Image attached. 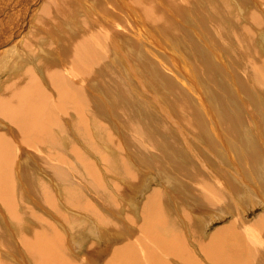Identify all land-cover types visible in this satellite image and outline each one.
<instances>
[{
    "label": "bare ground",
    "instance_id": "6f19581e",
    "mask_svg": "<svg viewBox=\"0 0 264 264\" xmlns=\"http://www.w3.org/2000/svg\"><path fill=\"white\" fill-rule=\"evenodd\" d=\"M230 1L46 0L41 10L42 16L30 31L29 41L23 43L26 57L17 53L19 48L15 45L22 40L19 38L15 41V34L24 26L23 20L16 23L19 10L9 16V24L13 26L4 34L0 32V53L9 47L13 54L8 51L4 54L10 60H5L0 70L2 67L4 70L7 68L15 51L17 62L13 61L10 76L6 81L3 80L0 88V125L7 133L0 132V214L4 216L0 226L5 229L4 237L0 233V244H3L0 248V264H264V212L250 224L240 218V221L231 220L214 233H205L200 230L202 227L205 230L203 215L209 219L207 223L218 218L222 220L226 216L211 210L201 213L200 209H192L190 213L194 199L198 206L213 207L219 203L215 200L216 197L220 198L222 194V191L217 193L218 187L211 186L212 183L204 176L207 173H201V169L198 170L191 162L197 156L189 159L191 164L184 162L185 164L181 163L183 166H177L178 161L172 160H175L174 157L181 149L176 152L177 155L174 153L176 150L172 151L175 155H171L172 159L166 154L167 148H162L165 152L157 156H163L159 158L161 162L154 157L149 161L152 163L147 162L146 157L151 159L154 152L151 155L145 152L148 148L149 151L157 148L159 141L155 138L161 137L164 131L181 135L183 141L180 142H184L190 150V133L182 127L184 125L193 134L205 137H208L209 129L212 137L213 134L224 131L223 135H227V140L223 141L225 149L220 157L233 156L232 151L238 153V148L232 146L229 149L226 141L240 148L246 146L249 151L244 155L248 171L251 170L249 174L238 168L239 175H230L233 171L228 170L230 177L239 184H244L247 178H253L257 174L255 170L260 167L262 154L264 155V105L259 97L247 90L246 85L252 80L255 84L264 86V0H254L255 7L259 9H252L251 12L250 9L239 7V12H234L233 16L228 7ZM20 4L18 6L17 3V7L22 8V14L27 11L32 13L31 8H23V4ZM81 15L86 18L83 19ZM238 15L248 23L241 24ZM206 19L213 21L210 34L202 28ZM62 21H65L64 26ZM194 21L204 24L198 26ZM149 24L161 26L158 33L164 40L172 35L176 48L185 52L190 61L195 59L201 72L200 77L205 78L202 81L213 88L209 96L219 102L220 109L218 104L216 107L211 106L209 124L205 118L206 111L198 108L185 91L173 82L170 74L162 71L159 75L156 73L158 77H154H160L167 86L161 81L160 83L169 91L172 90L178 116L167 115L165 109L166 113H160L162 119L158 118L157 122L158 119L154 116L150 119L149 116L152 115L147 116L145 113L148 119L146 116L142 117L141 112L139 114L134 111H142V108L136 109V102L134 103L138 97L133 99V83H139V79L130 60L138 65L140 72L147 70L142 69L146 64L153 67L155 65L159 69L162 67L160 61H157L160 67L148 63V56L144 53L149 40L160 45L154 34L150 37ZM5 28L7 29V25ZM7 37L10 39L6 41ZM226 42L236 44V53L242 55L240 61L243 68L239 69L242 74L239 83L243 92L238 91L239 94L235 95L237 99L229 93L226 87L228 81L221 79L222 69L210 57L214 48L227 46ZM35 49L37 52H33ZM48 51L53 54L51 58L46 56ZM120 57L125 66H129L131 77H127L123 67L118 66ZM174 62L178 74L185 71L180 61L175 59ZM150 66L147 68H151ZM133 79L136 81L130 82ZM145 81L146 79L143 82ZM142 95L144 94L141 93V97ZM140 98L137 102L141 101ZM203 98L205 99L204 96ZM239 99H243L244 109L241 111L232 106L237 105ZM250 107L256 110V114ZM145 119L149 120L148 124L151 120L153 124L157 123H150L152 130L143 124L145 122L142 120ZM258 125L262 128H258ZM257 129L263 131L262 135L254 133ZM122 132L125 135L122 136ZM168 133H165L168 136V140L165 139L166 146L171 147V150L175 149L173 147L178 149L176 136ZM247 133L260 139L261 145L254 144L247 138ZM218 138H214L211 143L213 150L220 145L215 141ZM80 143L87 147V153L80 148ZM61 144L67 145L71 152L66 149L56 150ZM27 146L34 148L38 168L44 166L61 183L56 185V190L52 186L50 189L40 180L41 177L47 178L46 171H42L41 177L36 178L31 170H26L16 180L21 185V190L17 187L14 180L17 174L14 170L21 166ZM156 148L158 151L161 149L160 146V149ZM138 151H144V156L148 155L144 157L146 161L142 154L139 156ZM87 155L99 160L95 159V162ZM71 160L83 165L87 179L83 178V181L74 176L69 177L66 165ZM56 162H59L58 165ZM135 164L143 171L159 170L167 177L169 172H165V166H170L171 176L166 178L174 186V182L179 183L177 198H174L173 185L168 189L169 186H164L161 181L150 187L145 194L148 190L145 187L152 178L137 171L140 170L138 166L134 169L132 165ZM194 164L197 165V162ZM201 165L204 168L202 170L207 171V167ZM174 172L180 176L178 181ZM101 173H105V176L107 174L110 179L103 178ZM78 175L83 177L79 173ZM120 178L124 182H116ZM216 179L215 177L217 182H213L219 185L220 179ZM28 184L44 204L40 212L35 208L38 202L30 204L33 198L28 195ZM205 188L211 191L216 188L215 196H219L212 197L215 199L208 197L207 193L204 194ZM182 190L189 195L181 194ZM142 194L146 196L140 202L138 197L142 198ZM181 195L186 196L184 200L179 199ZM68 206L73 207V211ZM184 206H189V211ZM259 207L261 206L253 209ZM71 212L76 215H70ZM247 212L248 210L243 211L244 214ZM207 214L210 215L206 216ZM87 216L92 217L90 219L97 222L98 226L94 222L91 224L90 220V230L83 228ZM252 227L258 228L257 231H253ZM92 239L95 241L91 243ZM106 242L111 244L109 250H106L108 245L103 247ZM14 245L17 246V252L12 249ZM21 247L29 256L24 254ZM110 250V254L106 256Z\"/></svg>",
    "mask_w": 264,
    "mask_h": 264
},
{
    "label": "rangeland",
    "instance_id": "374dc122",
    "mask_svg": "<svg viewBox=\"0 0 264 264\" xmlns=\"http://www.w3.org/2000/svg\"><path fill=\"white\" fill-rule=\"evenodd\" d=\"M19 0H0V32L2 33V34H4V33H6V32H8L9 30H10V28L13 26H11L10 24H9V21H8V19L13 15L12 13H14V12H17L18 10V12H19V18L17 17V19H18V21L16 22V23H18V22H21L22 20H23V24H24V26H23V28L20 30V32H17L18 33V35H17V33L15 34L16 36H15V41L16 40H18L19 38H21L22 40V42L21 41H18L17 43H15V45H16V47L18 46V50H17V53H20L21 54V56H24V57H26L27 55L25 54V50H24V42H26L27 40H28V36H29V34L31 33L30 31H32L33 29H34V27H35V22L42 16V14H41V10H42V8H43V5H44V3H45V1L46 0H21V2L20 3H22L23 4V8H31V10H33L32 11V13L30 12V13H28V11L25 13V14H22V12H20V10L22 9L21 7L19 8V7H17V3L19 4L18 6H20L21 4L18 2ZM35 1V2H34ZM235 2V3H234ZM37 3V4H36ZM255 4V5H254ZM231 5V6H230ZM256 6V3L254 2V0H231L230 2H229V4H228V7H229V9H231L230 10V14H231V16H233L234 15V12L235 13H237V12H239V7L240 8H242V9H250L249 11H251L252 9H259V8H257V7H255ZM94 9H95V7H93V11H94ZM93 11L91 12V13H93ZM252 12V11H251ZM9 14V15H8ZM83 14V13H82ZM27 15V16H26ZM10 16V17H9ZM239 16V19H240V23L241 24H247L248 23V21L247 20H245L242 16H240V15H238ZM81 17L84 19V18H86V17H83L82 15H81ZM81 18V19H82ZM234 18V17H233ZM83 22H84V20H82ZM196 21V20H195ZM194 21V22H195ZM212 20H205L204 21V23H206L205 25H203L204 23L203 22H199V21H197V22H195L198 26L199 25H203L202 26V28L206 31L207 30V32H208V34H210L211 33V30H212V28H211V26L213 25L212 24V22H211ZM208 22V23H207ZM226 22H227V20H226ZM200 23V24H199ZM64 24H65V21H62V25L64 26ZM211 24V25H210ZM217 24V23H216ZM5 25H7V29L5 28ZM3 26V27H2ZM209 26V27H208ZM160 25H153V24H149V28L151 29L150 31H149V34H150V37H153V34L156 36V38H157V40L159 41V43H160V45H157L156 43H152V41L151 40H149L148 41V48L146 49V51H144V53L148 56L147 57V62L148 63H154V64H156L157 66H159L158 65V62L157 61H160L161 62V64H162V67H160V69L159 68H157L155 65H154V67L153 66H150V65H148V64H146V67L145 68H142V69H147V70H142L143 72H145V74L143 73V72H140L139 71V67H138V65L137 64H135L132 60H130V65H131V67L134 69V72H135V74H136V76H137V79H139V83H141L140 85H139V83H136V82H134L133 84V87H134V89H133V91L134 92H132L135 96L133 97V99L134 98H136V97H138V98H140L141 97V93L142 94H144V95H142V97L139 99V100H141V101H138L137 102V100H138V98L137 99H135V101L134 100H132V101H134V103L136 102V109H141L142 111H139V110H134V111H138V113L140 114V112H141V114H142V117H145L146 115L147 116H149V115H152V117L151 116H149L150 117V119L152 118L153 119V116L155 117V118H159V119H162L161 117H162V115H160L159 116V114L160 113H166V111L168 112L167 113V115H172V116H178L177 114H178V112H177V107L175 106V103H176V98H174L173 99V94H172V90H168V88H166V87H164L163 86V84H165V82L163 81L162 82V80H160L159 78H155V77H158V76H156V73H157V75H159L160 74V71H162L163 73H166V74H170V77H171V79L173 80V82L176 84V85H179V87L182 89V90H184L185 92V94H187L188 96H189V98L190 99H192V101H193V103L198 107V108H202L203 110H205L206 111V121H207V124H209V118L211 117V114H212V108H211V106L212 107H216L217 106V104L219 105V102L218 101H214V100H212L211 98H210V90L211 91H213V88L210 86V85H207L206 83H204L202 80L203 79H205V78H202V77H200V75L199 74H201V72L198 70V68H197V62L196 61H194L195 59H191L192 61H190L189 60V58L185 55L186 53L185 52H183L181 49H179V48H176V44H175V42H174V40H173V38H172V35H169L168 36V39L167 40H164L163 38H162V35H160L159 33H158V30L160 29ZM207 27V28H206ZM213 27V26H212ZM5 31V32H4ZM55 32H56V30H55ZM196 32H197V34H199V30L198 29H196ZM22 33H23V35H22ZM31 35V34H30ZM8 39H10L9 37H7V39H6V41L8 40ZM29 41V40H28ZM227 43V46H223V47H218V48H214V50L216 51H214L213 50V52H211L210 53V57L212 58V60L214 61V62H216V65H218L221 69H222V75L223 76H221V79L222 80H224V81H228V84H227V89H228V91H229V93L235 98V99H237L236 98V96L235 95H238L239 93H238V91L239 92H243V90H242V87H241V85H240V81H239V77L240 76H242V74H241V71H239V69L240 68H243L242 67V62L240 61V58H241V53H236V49H237V47H236V44H234V43H232L231 42V44H229L228 42H226ZM14 45V46H15ZM9 48V47H8ZM8 48H5V50L3 49V51L0 53V66H3V64H4V62H5V60H10V59H8L9 58V56H6V55H4L7 51H8V53H10L11 52V49H8ZM205 48H207V47H205ZM230 48V49H229ZM229 49V50H228ZM0 50H1V48H0ZM33 52H37L36 51V49L35 50H33ZM160 52H161V54H160ZM17 53H16V51L14 52V57H13V59L11 60V61H9V63H8V65H7V70L5 69L4 70V68L2 67V69L0 70V88H2V83H3V80L4 81H6V79L10 76V72H11V70H10V66H12L13 65V61L14 62H17ZM48 53L49 54H46V56H47V58H51L52 56H53V54L51 53V52H49L48 51ZM227 53V54H226ZM10 54H13V52L12 53H10ZM16 54V55H15ZM52 54V55H51ZM222 56H221V55ZM131 56H132V54H130ZM217 55H219V56H217ZM5 56V57H4ZM226 56V57H225ZM12 58V57H11ZM28 58V57H27ZM125 58V57H124ZM175 59H177L178 61H180V64H181V66L183 67L184 66V70L185 71H182L180 74L181 75H183V76H181L180 74H178L179 73V71L175 68ZM198 60V59H197ZM199 61V60H198ZM200 62V61H199ZM120 63V64H119ZM118 66L119 67H123V71H124V73L126 74V76L128 77H131L130 76V74H132V73H130L129 72V66H125V63H124V61H123V59L120 57L119 59H118ZM116 64V65H117ZM170 65L172 66V67H170ZM15 66H16V64H15ZM25 66V65H24ZM148 66H150L151 68H147ZM9 67V68H8ZM128 68V69H127ZM14 69L16 70V68L14 67ZM152 70L151 72L149 71V70ZM164 69V70H163ZM238 69V70H237ZM155 70V71H154ZM171 72H170V71ZM146 71L148 72L149 71V73L147 74L146 73ZM154 71V72H153ZM197 71V72H196ZM159 72V73H158ZM173 72V73H172ZM128 73V74H127ZM155 73V74H154ZM3 74H4V76H3ZM143 74V75H142ZM150 74V75H149ZM144 75H146V76H144ZM154 75H155V77H154ZM180 75V76H179ZM125 76V77H126ZM143 76V78L144 79H146V81L145 82H143L144 81V79L143 78H141V77ZM186 77V78H185ZM140 78H141V80H140ZM187 78H188V80H187ZM128 79V78H127ZM157 80L159 81V82H157ZM132 81H136V79H133V80H131L130 82H132ZM141 81V82H140ZM160 81L163 83H160ZM181 82V83H180ZM193 82V83H192ZM188 83V84H187ZM162 84V85H161ZM182 84H184V86L182 85ZM192 84V85H191ZM160 85H161V87H160ZM180 85H182V86H180ZM138 86V87H137ZM158 87V88H156V87ZM165 86H167V84H165ZM191 86V87H190ZM246 87H247V90L249 91V92H251L252 94H254L255 96H257V97H259L258 99L261 101V103L264 105V86H259V85H257V84H255L252 80L251 81H248V84L246 85ZM167 89V90H166ZM135 90H136V92L138 93H136L135 94ZM167 91H169V92H167ZM1 93V92H0ZM97 93H99L98 91H97ZM214 93H216V91L214 92ZM170 94H172V97H171V95ZM217 94V93H216ZM244 94V93H243ZM174 95H175V93H174ZM203 96L205 97V99L203 98ZM143 98V99H142ZM173 99V100H172ZM204 101H203V100ZM244 99H247L248 100V98H244ZM246 100V101H247ZM172 101H174V102H172ZM139 102H141L140 103V105H139ZM133 103V104H134ZM243 103V99H239V103L237 104V105H232L236 110H238V111H241V110H243L244 109V105L242 104ZM250 103V102H249ZM251 105V104H250ZM143 106V107H142ZM135 107V106H134ZM144 107H145V109H144ZM161 108V109H160ZM209 108V109H208ZM253 108V107H252ZM251 107H250V109L252 110V111H254V108L252 109ZM143 109H144V111H143ZM163 109V110H162ZM165 109H166V111H165ZM218 109H220V105L218 106ZM210 110V111H209ZM165 111V112H164ZM256 111V110H255ZM254 111V112H255ZM143 112V113H142ZM258 112V111H257ZM136 113V112H135ZM146 113V115H144ZM137 114V113H136ZM255 114H256V112H255ZM146 116V118H148ZM155 118H154V120H155ZM149 119V118H148ZM147 119V120H148ZM159 119L157 120V122L159 121ZM118 121L120 120V119H117ZM146 120V119H145ZM142 120V122H145V123H143L148 129H150V128H152L153 126L152 125H154V124H157V123H155L154 122V124L152 123L153 122V120H151L150 122H149V124H148V121L146 120ZM121 121V120H120ZM122 122V121H121ZM264 122V121H263ZM146 124H148V125H146ZM143 125V126H144ZM252 125V124H251ZM144 126V128L146 129V127ZM150 126V127H149ZM253 126H255V125H253ZM182 127H184L189 133H190V135H189V138H188V140H189V142H190V144L192 145V147H191V149L190 150H188V147L184 144V142H180V141H183V137L181 136V135H179V136H176V135H178V134H174V133H171V132H169V133H171L173 136L175 135L176 136V140L178 141V143H177V145H178V149H176L177 147H173V148H175L174 150L172 149H170L171 147H168V146H166V144H165V142H167L165 139H167L168 140V136L165 134L166 132L168 133V131H164L161 135V137L159 136V137H156L155 139H157L158 138V141L160 142H158V146H157V148H159V146H160V153H159V151H158V149L157 150H155V148L152 150V151H149V148L147 149V148H145V150L147 149L148 151H145L144 149V151L146 152V153H149L150 155L152 154L151 152H154V153H156L157 152V155L155 156L154 155V153L150 156L151 157V159L150 158H148L149 156L147 155V154H145V156H144V151L142 152V151H138V153L140 152V154H139V156H141V154L143 155L142 157H143V159L146 161V158H147V162H149V161H151L152 160V158H154V159H158V161H160L161 162V160L159 159L160 157H163V156H161L163 153V151L164 150H162V148H167V149H165V151H166V154L170 157L171 155L174 157L175 155H177V151H180V149H181V151H180V153L178 152V155L177 156H175L174 158H175V160H172V161H174V162H176V161H178V162H176L178 165L177 166H183V165H181V163H190L191 164V162L193 161V165H195L196 167H197V169L199 170V169H201L200 171H201V173H207V175L205 174H203L205 177H207V179H208V181H210L209 183H212L211 184V186L212 185H215L216 187H218L217 188V190H216V188L214 189V190H212L211 191V189H209V188H205V193L204 194H206V195H208V197H210V198H212V197H216V196H219V195H216L215 196V191H217V193L219 194L221 191H222V194L223 195H225V196H222V194H221V196H220V198L219 197H216V199L215 198H212V199H215V200H217V202L219 201V203H217L215 206H213V207H204V206H198L197 205V201H196V199H194V202L192 203V205H191V209H190V213H191V210L193 209V210H199L201 213H205L206 211H208V210H211L212 212H215V213H217V214H219V215H222L223 214V216H226L225 218H223L222 220L220 219V218H218V219H216L215 221H213L212 223L210 222V223H207V221L209 220V219H207V217H205L204 215L202 216L204 219L203 220H205L204 222H205V225H204V227H205V230L203 229V227L202 228H200V230H203L205 233H207V234H210V233H214L218 228H222V227H224L227 223H229V222H231V220H232V222L234 221V220H237V221H240V218L241 219H243V222H245L246 224H250V222H253V221H255L257 218H259L260 217V215H262V213L264 212V155L262 154V160H261V165H260V167L258 168V170H255V171H257V174L253 177V178H247V182L246 183H244V184H239L238 182H236V180H233L231 177H230V175H234V174H238L239 175V173H237L238 172V168H240V169H242L244 172H246V173H248L249 174V172L251 171H248L249 170V166H248V164H247V159H246V157L244 156L245 155V153H249V151H248V149H247V147L246 146H242L241 148L240 147H238V146H235V144L234 143H229V142H225L226 144H228L229 145V149H231L232 148V146L233 147H235L236 149L238 148V153H234V151H232V155L233 156H230V157H228V158H224V157H220V154H221V152H222V150H224L225 149V146H224V140H227V135H223V133H224V131H220V133L219 132H217V134H213V137L214 138H218L217 140L215 139V141H218L219 143H220V145L218 146V148L216 149V150H213L211 147L213 146L211 143H212V141H213V137L211 136L212 134L210 133V129H209V134H208V137H205V136H200V135H197L196 133V135L195 134H193L190 130H188L187 128H186V126L184 125V126H182ZM258 128H262V127H259V125L257 126ZM253 128V127H252ZM153 129V128H152ZM152 129H150V130H152ZM156 128H154V130H155ZM158 129H159V127H158ZM158 129L156 130V131H152V133H158ZM251 129V128H250ZM160 130V129H159ZM182 130H184V129H182ZM4 131H6V129L5 128H3L1 125H0V132H2V133H4V134H7L6 132H4ZM252 131V130H251ZM256 132H254L256 135H262V130H259V129H257V130H255ZM258 131V132H257ZM261 131V132H260ZM168 133V134H169ZM122 134V136H123V132L121 133ZM165 134V135H164ZM125 135V134H124ZM218 135H220V136H218ZM199 136H200V138H199ZM207 136V135H206ZM167 137V138H166ZM179 138V140H178V138ZM182 138V139H181ZM195 138H197L196 140H195ZM226 138V139H225ZM247 138H249V139H251L252 140V142L254 143V144H256L257 143V145H261V143H262V141H260V139H257V137L256 136H253V135H250V134H248L247 133ZM255 138V139H254ZM160 139V140H159ZM201 139V140H200ZM220 139V140H219ZM207 140H209V141H207ZM71 141H72V143L74 142V140L71 138ZM163 141H164V144H162L163 143ZM195 141V142H194ZM197 141V142H196ZM206 141H207V143H206ZM193 144H192V143ZM203 142V143H202ZM205 142V143H204ZM146 143H147V141H146ZM195 143V144H194ZM198 145H197V144ZM182 144H183V146L185 147H183L182 146ZM222 144V145H221ZM165 145V146H164ZM209 147H208V146ZM79 146H80V148L84 151V152H86L87 153V147L84 145V144H79ZM184 148H182V147ZM197 146V147H196ZM224 147V148H221V147ZM140 147V146H139ZM187 147V148H186ZM63 149H66V150H68V151H70V149H69V147L67 146V145H64V144H61L56 150H63ZM135 149V148H134ZM141 149V148H140ZM168 149H170V150H168ZM136 150H137V147H136ZM142 150V149H141ZM176 150V151H175ZM218 150V151H217ZM29 153H33L34 152V148L32 147V146H27L25 149H24V152H23V158H22V164H21V166L19 167V168H16L15 170H14V173L15 174H17V175H15V177H14V180H15V183H16V185H17V187L21 190V185L16 181L18 178H21L22 177V175L23 174H25V172H26V170H31L32 172H33V174H34V176L36 177V178H40L41 177V172L42 171H46V172H48V174H47V178L46 177H41L42 179H40V180H42V182H44V184L45 185H47L50 189L53 187V189L54 190H56L57 189V187H56V185H58L60 182H58L57 181V178L55 179V177H54V174L52 175L44 166H42L41 167V169H39L38 168V166L35 164V158H36V154L35 153H33V154H28V152ZM164 151V152H165ZM170 151V152H169ZM174 153H176L175 155L173 154V152ZM186 151H187V153H186ZM215 151V152H214ZM242 151V152H241ZM245 151V152H244ZM71 152V151H70ZM172 152V153H171ZM183 154H182V153ZM194 152V153H193ZM240 152V153H239ZM190 153V154H189ZM202 153V154H201ZM158 154H161V155H159L160 157H157L158 156ZM165 154V155H166ZM180 154V155H179ZM185 156V155H188L187 157H186V159L188 160V162H186V159H185V157L183 158L182 156ZM199 155L201 156V157H199ZM88 156V158H90V159H92V160H94L95 161V159H97V160H99L98 158H95V159H93L92 157H90L89 155H87ZM146 156H148V157H146ZM171 156V157H172ZM179 156V157H178ZM197 156V157H196ZM217 156V157H216ZM144 157H146V158H144ZM170 157V158H171ZM172 157V159H174ZM176 157H178V159L176 158ZM182 159H181V158ZM195 158L194 160H191V162H189L190 160L189 159H192V158ZM69 158L71 159L72 157L71 156H69ZM180 158V159H179ZM200 158V159H199ZM233 158V159H232ZM197 159V160H196ZM208 159V160H207ZM222 160V161H221ZM229 160V161H228ZM135 161V160H134ZM180 161V162H179ZM181 161H183V162H181ZM201 161L203 162V163H201ZM219 161H221V162H219ZM78 162V161H77ZM76 161H70V163H74L73 165L72 164H67L66 166H67V172H68V175H69V177L70 176H74V177H77V178H80V179H82L83 181H84V179H87V175L85 174V172H84V170H83V165H81L79 162L77 163ZM96 162V161H95ZM197 162V165L196 164H194V163H196ZM204 164L205 165V167H207L205 170H207V171H204V170H202V169H204L203 168V166L200 164ZM217 162V163H216ZM225 162V163H224ZM59 163V162H58ZM58 163L56 162V164L58 165ZM149 163H152V162H149ZM176 163H175V165H176ZM184 163V164H185ZM99 165H100V163H98ZM222 164V165H221ZM105 166V165H104ZM103 166V168H105ZM135 166V167H134ZM136 166H138V165H132V167L134 168V169H136V168H138L139 167V169L140 170H138L137 169V171H139V172H141L142 173V175L143 176H145V177H151L152 179L150 180V182H149V184H148V186L147 187H145V190H147V192H145V194H147L148 193V191H149V188L151 187H153V185L155 186V184L157 185L160 181L163 183V185L164 186H169L168 187V189H170L171 187H172V185L173 184H171V181H170V183L169 182H167V178H169L170 176H171V171L169 170V167L170 166H165V172H169V174H168V177H167V175L166 174H164L163 172H160L159 170H157V171H155V170H149V169H144V171H143V169L140 167V166H138V167H136ZM198 166H200V167H198ZM202 166V167H201ZM217 166H220V170L218 169V167ZM210 167V168H209ZM107 168V167H106ZM77 169V170H76ZM108 169V168H107ZM142 169V170H141ZM168 169V170H167ZM104 170V169H103ZM214 170V171H213ZM228 170H230V171H233V174H230L229 175V171ZM210 171V172H209ZM216 171V172H215ZM224 173H223V172ZM228 171V172H227ZM153 172V173H152ZM214 172V173H213ZM78 173L80 174V175H82L83 177H80L79 175H78ZM220 176H219V175ZM27 175H29L28 173H27ZM104 177H103V176ZM159 175V176H158ZM166 175V176H165ZM30 176V175H29ZM101 176L103 177V178H105V179H108L109 177H108V175L106 174V176H105V173H101ZM209 176V177H208ZM211 176V177H210ZM167 177V178H166ZM174 177H176L177 178V181L179 180V174L178 173H176V172H174ZM214 177V178H213ZM215 177L217 178L216 180H218V178L220 179V180H218V183H219V185L221 186V189H220V186L218 185V184H214L215 182H217V181H215ZM76 178V179H77ZM84 178V179H83ZM110 179V178H109ZM108 179V180H109ZM214 179V180H213ZM50 180H52V182H54V183H52ZM212 180V181H211ZM90 181V180H89ZM119 181V182H118ZM213 181H215V182H213ZM224 181V182H223ZM226 181H228V182H226ZM116 182H118V183H122V182H124L123 181V179H121L120 178V180H117ZM70 183H72V181L70 182ZM152 184V186H151V184ZM228 185H227V184ZM230 183V184H229ZM61 184V183H60ZM174 184H175V186L173 185V189H172V191L174 192V198H177V196H176V194H179V192H180V190H178V186H180L179 185V183L177 184L176 182H174ZM223 185V186H222ZM225 185V186H224ZM227 185V186H226ZM52 186V187H51ZM171 186V187H170ZM27 187H28V195H29V197H31V198H33L32 199V202L30 203V204H33V205H35L37 202H38V205L35 207L36 208V210L37 211H39L40 212V210L41 209H43V203H42V201L37 197V196H35L34 195V193L31 191V188H30V185L28 184L27 185ZM157 187V186H156ZM222 187H224L223 189H222ZM227 188V190H225ZM234 190H237L238 192L236 193V192H234ZM172 191H170V193L172 194ZM207 191V192H206ZM220 191V192H219ZM226 191V192H225ZM230 192L231 194H229L228 192ZM182 193L181 194H184V195H189L188 194V192H186V191H184V190H182L181 191ZM186 194H185V193ZM144 193V192H143ZM212 193L214 194V195H212ZM210 194V195H209ZM229 194V195H228ZM228 197H227V196ZM250 195V196H249ZM35 196V197H34ZM146 195H144V194H142V198L141 197H138V201H142L143 199H144V197H145ZM56 197H57V195H56ZM184 197H186V196H183V195H181L180 197H179V199L181 198L182 200H184L183 198ZM225 198L224 200L222 199L221 200V198ZM244 197H245V199H244ZM253 198V199H252ZM180 199V200H181ZM227 199V200H226ZM251 199H252V201H251ZM256 199L258 200V201H256ZM239 200V201H238ZM243 200V201H242ZM229 201H230V203H229ZM233 201V202H232ZM134 202H136L135 200H134ZM185 202H187L188 203V205H190V203H189V201L188 200H185ZM220 202H223V203H220ZM238 203V204H237ZM254 203V204H253ZM256 203H258V205L256 204ZM181 204H184V202H182ZM224 204V205H223ZM226 204H227V206H226ZM183 206V205H182ZM256 206H261V207H259V208H256V209H253V207H256ZM263 206V207H262ZM40 207V208H39ZM186 206H184V208H185ZM201 207H202V210H201ZM227 207V208H226ZM68 208L69 209H71L72 211H73V207H70V206H68ZM187 208H189V206L188 207H186L185 209H187ZM226 208V209H225ZM235 210H234V209ZM240 208V210H238ZM246 208V209H245ZM243 209V210H242ZM188 211H189V209H187ZM205 210V211H204ZM245 210H248V212L246 213V214H244L243 213V211H245ZM204 211V212H203ZM218 211V212H217ZM63 212H64V210H63ZM65 212H67L68 213V211L66 210ZM133 212L135 213V211L133 210ZM242 212V213H241ZM239 213V214H238ZM240 213H241V215H240ZM69 214V213H68ZM243 214V215H242ZM70 215H72V216H75L76 215V213H73V212H71L70 213ZM208 215H210V214H207L206 216H208ZM259 215V216H258ZM83 216H85L84 214H83ZM88 218H86L87 220H86V223H85V225H84V227L83 228H85V229H87V230H90V228H89V221L91 220V219H93L92 217H90V216H87ZM91 218V219H90ZM206 218V219H205ZM239 219V220H238ZM255 219V220H254ZM2 221H4V216H3V214L1 213L0 214V223H2ZM91 222V224L94 222V220L92 221H90ZM204 222H202V224H204ZM96 223V225L98 226V223L97 222H94L93 224H95ZM177 224V223H176ZM202 226V225H201ZM247 227H249V226H247ZM100 227H97V229H99ZM257 229L258 228H256V227H252V230L253 231H257ZM0 233L2 234V236L4 237L5 236V229H4V227L3 226H0ZM107 233V235L109 234L108 232H106ZM263 233V232H262ZM264 234V233H263ZM95 240L94 239H92V241H91V243L92 242H94ZM103 243H104V241H103ZM107 244L105 245V244H103V247L104 246H107L108 245V248L106 249V250H109L110 249V246H111V244H110V242H106ZM3 246V244H0V248ZM112 248V247H111ZM15 252H17L16 250H17V246L16 245H14V247L12 248ZM23 252H25V250H24V248H20ZM110 252H111V250L109 251V252H107V254H106V256H108L109 254H110ZM26 256H29L26 252L24 253ZM105 256V257H106Z\"/></svg>",
    "mask_w": 264,
    "mask_h": 264
}]
</instances>
